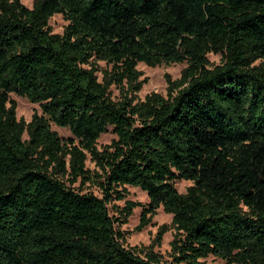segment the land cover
I'll use <instances>...</instances> for the list:
<instances>
[{"label": "trees", "instance_id": "16d2710c", "mask_svg": "<svg viewBox=\"0 0 264 264\" xmlns=\"http://www.w3.org/2000/svg\"><path fill=\"white\" fill-rule=\"evenodd\" d=\"M184 63L166 95L139 98V64ZM11 94L41 114L18 119ZM178 181L192 185L180 193ZM128 187L148 204L126 200ZM139 207V232L172 215L149 249L121 230ZM172 230L164 257L154 249ZM211 256L264 264V0H0V264Z\"/></svg>", "mask_w": 264, "mask_h": 264}, {"label": "rangeland", "instance_id": "374dc122", "mask_svg": "<svg viewBox=\"0 0 264 264\" xmlns=\"http://www.w3.org/2000/svg\"><path fill=\"white\" fill-rule=\"evenodd\" d=\"M36 0H22V3L29 9L33 8ZM53 33L62 34L64 29L68 25V22L64 19L63 15L57 14L50 19L49 22ZM210 63L215 66L220 64L221 55H209ZM104 67V64H100ZM187 67V64H174L170 66H159L156 68H150L144 64L138 65V70L143 73V78H148V83L144 85L143 89L139 93L140 99H145V97L151 93H160L162 95L167 94V84L165 76L169 75L172 80H178L182 76L183 70ZM113 98L119 99L120 94L119 90L115 87L111 88ZM11 99L16 101L17 103V117L18 119H22L25 122L29 123L35 113L41 114V109L38 104H32L27 99L19 97L15 94L10 95ZM52 129L56 131L60 137L63 139L73 138L71 132L68 129L57 127L52 124ZM27 138V135L24 136ZM116 136L112 133L110 129L108 133L101 136L98 140V147L102 148L105 145H109L112 140H114ZM87 168L94 169V165L87 161ZM192 185L191 182L188 181H178L176 182V188L180 193H186L187 189ZM78 186V184L76 185ZM128 196L126 200L134 201L140 203L142 205H147L149 202L148 196L146 193L141 191L138 188L128 187ZM88 190L93 191L95 194H98L96 188L92 187ZM117 205L120 208H123L125 205V201L118 202ZM141 214L142 207L136 208L133 212V215L128 219V223L121 227V230L126 233V246L130 248L137 249H149L154 242V239L157 236L159 228L162 226H170L172 223V215L164 213L162 209L157 212V215L153 218L150 225L144 228L142 231H137L136 229L141 224ZM174 230L168 232L162 241L161 247H157L154 249L155 252L160 253L164 257H167L170 251V242L173 239ZM206 264H224L222 260L216 259L214 257H209L204 260Z\"/></svg>", "mask_w": 264, "mask_h": 264}]
</instances>
